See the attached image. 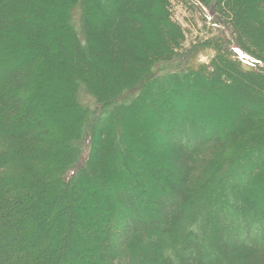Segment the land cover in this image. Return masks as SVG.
Wrapping results in <instances>:
<instances>
[{
    "label": "rangeland",
    "instance_id": "1",
    "mask_svg": "<svg viewBox=\"0 0 264 264\" xmlns=\"http://www.w3.org/2000/svg\"><path fill=\"white\" fill-rule=\"evenodd\" d=\"M94 1L100 2L103 0ZM189 1L137 0L133 3L132 10L134 13L136 11V16L143 21L147 38L150 42H155L147 57L151 61L150 63L158 60L161 62L172 60L160 64L156 72L152 74V80L145 82L146 84L143 83L144 85L137 82L141 77L142 79L146 75L148 77V73L141 76L146 73L143 68L137 71L138 74L136 72V77L139 75L137 80H135V75L131 79V73L127 78H124L120 64L110 60L109 56L104 53L102 57L99 56L98 61L95 59L92 61V67L100 68V70L91 74L87 71V68L82 67L78 61H75L71 54L62 55L59 51L56 52L51 48L54 44L60 45V39L55 38L53 40V43L49 46L48 58L38 61L42 65V69L35 76L40 80L38 82V92L36 93L39 96V101L38 104L36 102L35 107L41 112L40 117L43 116L46 119L40 121L38 118L33 117L27 123L28 126H32V133L39 134L36 138L53 140L55 142H53L54 150L44 149V143L39 141L37 147L42 151H38L35 157H25L26 155L22 153L25 152L24 148L19 153L17 143L11 139V135L6 136L8 132L12 133L15 127V118L11 113L12 109H9L12 106L0 105V115L4 116L1 121L8 123L7 127L0 123V149H2L0 152L6 154L7 162L5 166L10 175L20 179L18 175L30 170L31 167L32 169H38L40 173L49 172V167L51 169L54 167L48 173V176L38 179L40 183L35 188H32L33 183L27 184L23 188L16 187V190L12 193L0 190V207L3 208H5V203L13 201L18 196H23L25 199L36 194H38V197L42 196L38 201V206L45 204L41 211L38 209L31 210L32 215L38 219V223H41L40 228L34 226L32 232H34L39 245L50 254L49 258L38 263L33 261L32 255L31 260L30 256L21 254L22 251H20L18 255L23 257L29 264H98L99 262L108 264L110 253H106L105 250H113L124 237L123 234H120L124 229V221L121 217H112L113 210L108 207L111 191L108 194L109 190H106L108 185L111 184L110 181L117 180V177L112 179L107 174L102 178L103 182L100 176L97 180H95L96 177L94 178L97 181L95 184L91 182V176L97 175L95 169L91 168L90 162H94L92 153L97 151L99 147L97 134L101 119L95 118L92 123H86L85 113L87 114V111L82 110L83 103L89 111L98 112V109L101 108L99 107L100 104L108 102L111 96L119 92L121 87L126 86L125 83L132 85V87L138 84V90L136 91L121 89L125 92V95L128 94L126 95L127 99L141 93L140 90L145 85L151 87V102L145 107L143 115L137 107V109L125 115L118 113L119 116L114 117L111 123L108 120L105 122V128L108 133H111L106 147L105 158L110 163L107 170L110 173L117 172L121 167V160H125L124 164L126 166L134 163L136 176L138 178L142 176L144 179V186H141L140 189L142 191L144 189L146 192L144 198L149 212H151L152 207L158 205L152 197L153 190L150 186L152 181L158 183L160 190L178 188L181 168L177 163L171 162L168 151L173 144H176V142L182 143L189 135L185 130L182 131V127L185 126L181 125L174 116L185 119L184 114L186 113L190 119L193 117L196 120H204L208 129L214 132L215 141L206 145V153L201 157H194L195 162L191 161L192 168H194L193 174H196L198 170L197 173L200 176V172L204 174L202 161L215 158L221 153L225 146L223 139L229 138L230 147L237 148V142L242 140L241 128H239L241 125L237 120L245 118L250 113L253 115L264 113V74L238 62L236 56L230 52L227 54L222 40L225 34L231 36L232 32L225 30L224 34L222 29L218 31L212 28L207 24L199 8ZM231 1L229 0L230 4H227V10L224 3L221 5L222 13L227 17H224L225 20L229 25H233L236 31L235 38L242 42L244 45L242 46L246 48L248 54H254L256 58H261L260 60L264 61V24L262 23L264 17L256 9L257 0H238L236 4H232ZM3 2L4 7H7L11 1L6 0V2ZM77 4L74 7L67 0H60L59 3L50 7L48 18L43 23L50 24L49 28L52 26L60 29L64 20L67 26L70 27L69 30L74 32L75 37L81 43L84 41V37L81 36L83 32L80 18L84 6L79 4L82 8L80 9ZM41 5L40 2L36 7ZM203 10L207 13L205 9ZM64 12H67V14H64ZM62 18L64 19L62 20ZM43 23L40 26L37 25L38 32H29V37L30 35H38V38L43 37L49 30ZM17 24L12 26L13 30L10 34H5L4 37L0 36V39L4 38L10 47L8 50H3V47L0 46V52L10 58L8 61L4 59V62H10V65L6 68H9L12 73L15 72V62L11 59L26 49V47L13 49L16 46L13 42L15 34L26 30L25 24L21 25L20 22ZM60 30L58 32L60 36L66 32L63 29L60 33ZM196 48L197 51L193 56ZM198 48L202 49L198 50ZM185 55H190L193 58H189L182 65V60L177 57ZM18 69L16 68V70ZM101 70L107 75L105 78L99 77ZM191 72H193V76L198 75L195 85L185 86V84L183 85L185 87L182 86L183 88L179 86L180 84L176 85L175 81L179 77L185 78L184 81L188 82L191 79V74H189ZM22 74L23 83L31 82L34 78L31 73L26 74L23 72ZM6 75H8L6 72L4 74L0 71V79L7 80ZM211 77L215 78L210 82ZM9 79L7 82H9ZM72 81L75 82V86ZM165 81L167 82L165 83ZM170 81L175 85L172 94L169 90L171 85L168 84ZM164 83L163 87L167 88L162 94L166 95L163 97L158 96V90ZM121 84L125 85L121 86ZM159 84L162 85L159 87ZM72 85L73 91L71 90ZM130 86L127 88H130ZM8 87L9 84H7ZM8 89H12L11 86ZM169 96H172V98L170 99ZM167 99L169 100L167 101ZM120 121H123V124ZM88 131L92 134L89 135ZM87 135L92 136V145H87ZM5 137L8 139L5 140ZM247 137L244 134V138ZM252 145L258 146L259 143L256 141ZM121 147L130 150L126 157L122 153L125 151L120 152ZM250 147L253 146H240L239 149L244 153ZM115 164H117L116 168ZM69 169L70 171L75 169L82 171L75 178H71L72 181L68 185L64 176ZM86 169H88L87 173L81 175ZM223 169L215 172L214 179L216 182L221 177ZM170 176L174 178L173 182H170ZM119 177L120 175L118 180ZM0 178L2 179V176ZM103 183L106 186L104 190ZM189 183L195 184L194 192L196 190V193L201 192V185L202 190L207 192L203 195L201 193L198 198H189L188 202L192 203L191 207L201 206V203L207 201L214 192L211 183H199L197 178L187 181L186 186ZM43 185L48 186L45 189H39ZM186 189L188 190V188ZM191 193H193V190ZM42 198L43 200H41ZM48 200L49 203L53 202V206L49 204L52 211L46 214ZM164 200L169 202V200L172 201V198L165 195ZM85 205L91 206L99 212L95 226L89 224L88 214L83 209ZM172 210L174 211V209ZM158 215H162L160 211ZM178 215H180V212ZM102 223L109 224L106 227L107 230ZM76 224L79 225L77 234L74 231L77 228ZM32 225V222L28 221V228ZM0 237L3 238L6 244L0 248V258L9 257L6 248L11 246L10 241L24 239L17 233L16 227L12 226L10 229L2 221H0ZM143 242L144 246L147 247V239H144ZM73 244L77 248V252L73 249ZM37 248H39L38 244ZM71 249L74 251H69ZM134 254V259L141 262L136 251ZM248 258L256 260V257ZM13 261H16V259L11 258L10 262ZM113 262L111 263L115 264L116 261Z\"/></svg>",
    "mask_w": 264,
    "mask_h": 264
},
{
    "label": "trees",
    "instance_id": "2",
    "mask_svg": "<svg viewBox=\"0 0 264 264\" xmlns=\"http://www.w3.org/2000/svg\"><path fill=\"white\" fill-rule=\"evenodd\" d=\"M10 1L7 7L2 4L3 0L0 3V36L4 37L5 34H10L13 30L12 26L18 25L17 23L19 22L21 25L25 24L26 30L15 34L13 42H15L16 46L13 49H18V47H26V49L11 59L15 62L14 73L9 68H6L10 65V62H8L9 64L4 62V59L8 61L10 58L0 52V65H3L0 66V71L4 72V74L6 72L8 79L11 78L9 82H7L8 79H0V105H5V107L8 105L12 106L9 109H12L11 113L15 118V127L12 133L8 132L6 136L11 135V139L17 143L19 153L24 148L25 152L22 153L26 155L25 157H35L38 151H42L37 147L39 141L44 143V149L48 151L49 149H55L53 140L36 138L39 134L36 132L32 133V126H28L27 123L33 117L38 118L40 121L46 119L43 116L40 117L42 114L35 107L36 102L38 104L39 101V96L36 93L38 92V82L40 81L35 76L42 69V65L38 61L48 58L49 46L55 38L60 39V45L54 44L51 48L56 52L59 51L62 55L71 54L73 59L78 61L82 67L87 68V71L91 74L100 70V68L92 67V61L94 59L98 61L99 56L102 57L104 53L109 56L110 60L120 64L124 78H127L131 73V79L135 75V80H137L139 75L136 77V72L143 68L146 73L141 76L148 73V77L146 75L147 78L143 77L144 79H142L141 77L138 79L137 82L140 85L152 80L151 76L156 72L160 64L172 61L169 59L163 62L158 60L150 63L151 61L147 58L155 42H150L147 38L143 21L136 16V11L134 13L132 10L133 3L137 0H103L100 2L94 0H86V2L85 0H67L74 7L76 3L84 6L80 18L83 32L81 36L84 37V41L81 43L75 37L74 32L69 30L70 27L64 22V18H62L61 30L59 27L51 26L49 28L50 24L43 23L48 18L50 7L59 3L60 0ZM237 1L232 0L231 2L236 4ZM40 2L42 5L36 7ZM189 2L199 8L207 24L212 28L218 31L222 29L224 34L225 30L232 32L231 36H226L225 34L222 40L227 54L230 52L236 56L238 62L247 65L250 69H255L258 73L264 74V61L260 60V57V59L256 58L253 53V55L248 54L249 52L245 50L246 48L243 47L242 42L235 38L236 31L233 25L230 24V26L225 20L227 17L222 13L221 5L224 3L227 10V4H230L229 0H190ZM256 5L257 11L264 17V0H257ZM35 7L36 9L34 10ZM80 9L82 8L80 7ZM64 14H67V12H64ZM36 21L37 23H35ZM42 23L49 29L44 36L38 38V35H30L29 37L28 33L38 32V26ZM262 23L264 24V18ZM63 29L66 32L61 36L60 34L58 35L59 30L61 33ZM0 46L3 47V50L10 48L4 38L0 39ZM201 49L198 48V50ZM196 51L197 48L194 49L193 56ZM177 58H180L182 65H184L186 60L193 57L185 55ZM16 68L19 69L16 70ZM10 71L11 73H9ZM23 72L26 74L31 73L34 76L31 82L23 83ZM99 74V77L105 78L107 76L102 70ZM189 74H191V79L188 82L184 81L185 78L179 77L175 81L176 85L180 84L181 88L190 84L195 85L198 75L193 76V72ZM206 75L209 76L210 74ZM172 81L168 83L171 85L170 94H172L175 87ZM72 83L73 85L75 84L74 81ZM165 83L163 85L159 84V87L162 86L158 90V96L163 97L166 95L162 94L167 88L163 87ZM7 84L12 89H8ZM125 84L126 86H123ZM125 84H121L123 86L121 89H125L124 91L138 90V84L134 87L130 86V84ZM129 86L130 88H127ZM121 89L119 92L116 91L117 93L111 96L108 102L100 104L101 106L99 107L101 108L98 109V112L89 111L84 103L83 105L86 107L82 105V110L87 111V114L85 113L86 123H92L95 118L101 119L97 134L99 147L97 151L92 153L94 162H90L91 168L95 169L97 175L91 176V182L95 184L97 182L95 180L99 176L102 179L107 174L112 179L117 177V180L110 181L112 185H108L107 188L104 186L105 183H103V190L105 188L109 190L108 194L111 191L108 207L113 210L112 217H121L124 221V229L120 232V234L124 235L121 243L117 244L113 250H105L106 253H110L108 264H113V261H116L115 264H264V113L256 115L250 113L245 118L237 120L241 125L239 128H241L240 133L242 136V140L237 142V148L234 146L230 147L229 138L223 139L225 146L221 151L222 154L219 153L215 158L202 161L201 165L204 174L200 172V176L197 173L198 170L196 174H193L194 168H192L191 161L195 162L194 157H201L206 153V145L215 141L214 132L208 129L204 120H196L193 117L190 119L186 113L184 114L185 119H180L173 114L174 118L185 126L184 128L182 127V131L184 132L185 130L189 135L182 143L176 142V144H173L168 151L171 162L177 163L179 168H181V171H179L181 173L179 184L178 188L175 189L165 188L160 190L158 183L150 180V186L153 190L152 197L158 205L151 206L152 210L149 212L146 199L144 198L146 192L144 189L143 191L140 189L141 186H144V179L142 176L139 178L136 176L134 163L126 166L124 164L125 160H121V167L117 172L110 173L107 170L110 163L105 158L106 147L111 133H108L105 128V122L108 120L111 123L114 117L119 116L118 113L125 115L137 109V107L139 109L140 107L145 108L151 102L152 90L147 85L143 89L141 88V93L134 94L135 96L130 99L126 98L128 94L125 95V92L121 91ZM169 98L171 99L172 96H169ZM2 117L4 116L0 115V123L7 127L8 123L1 121ZM88 133L89 135L92 134L89 131ZM244 134L248 137L244 138ZM89 135L86 136L87 145H92L93 138ZM6 139L8 138L5 137ZM256 141H258L259 145H252ZM249 145L253 147H250L247 152L243 153L240 151V146ZM121 151H125L122 153L126 157L130 150L121 147ZM1 152L0 176H2V179L0 178V190L3 192L12 193L16 190V187L23 188L25 185L33 183L32 188H35L40 183L38 179L48 176V173L54 169V167L52 169L49 167V172L40 173L38 169H32L31 167L30 170L18 175L20 176V179H18V177L11 176L9 171L6 170L7 157L4 152ZM114 166L116 168L117 164ZM222 168L224 169L221 171V177L216 182L214 174ZM88 169L81 175L87 173ZM31 171L33 172L31 173ZM69 171L70 169L64 176L68 185L72 181L71 178H75L82 170ZM194 178H197L199 183H211L214 191L208 200L202 202L201 206L198 207H191L192 203H189L188 199L198 198L201 193L203 195L207 194V192L202 190V185L199 193H196L197 190L194 192L195 184L189 183L186 186L187 181H191ZM173 181L174 178L170 176V182ZM47 186L43 185L39 189H45ZM192 190L193 193H191ZM165 195L170 196L172 201L169 200L166 203L164 200ZM29 197L25 199L23 196H18L13 201L5 203V208L0 207V221L4 222L10 229L12 226L16 227L17 233L21 238H24L23 240L19 239L18 241L9 242L11 246L6 248L8 249L9 257H1L0 264H29L23 257L18 255L20 251H22L21 254L26 256L31 257L32 255L33 261L38 263L49 258L50 253L39 245L34 232H32L33 227L40 228L41 223H38V219L32 215L31 210L38 209L41 211L45 204L38 206V201L42 197H38V194ZM49 199L54 200L55 198ZM49 204L53 206V202L49 203L48 200L46 214L52 211ZM83 209L88 214L89 224L95 226L98 210L86 205ZM159 211L162 214L161 216L158 215ZM179 212L180 215H178ZM28 221L33 224L30 228H28ZM102 225H104L106 230L108 229L106 227L109 224L102 223ZM76 226L77 228L74 231L77 234L79 225L76 224ZM116 239L118 238L116 237ZM144 239H147V247L144 246ZM37 244L39 248H37ZM74 244L76 245L75 242ZM74 244L72 247L77 252ZM3 245H6L5 241L0 237V248ZM73 249L71 250L74 251ZM135 251L141 262H137L134 259ZM248 257H256V260H250ZM11 258L16 259V261L10 262ZM98 264L104 263L99 262Z\"/></svg>",
    "mask_w": 264,
    "mask_h": 264
},
{
    "label": "bare ground",
    "instance_id": "3",
    "mask_svg": "<svg viewBox=\"0 0 264 264\" xmlns=\"http://www.w3.org/2000/svg\"><path fill=\"white\" fill-rule=\"evenodd\" d=\"M213 78H215V77H211L210 79H209V81L211 82L212 80H213ZM217 78V77H216ZM140 113L143 115L144 114V111H145V108L144 107H140ZM69 251H72V250H69Z\"/></svg>",
    "mask_w": 264,
    "mask_h": 264
}]
</instances>
